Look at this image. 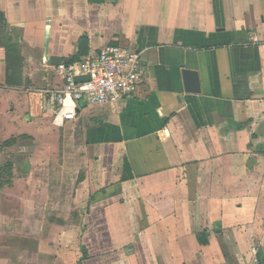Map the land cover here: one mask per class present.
<instances>
[{"label":"crops","instance_id":"1","mask_svg":"<svg viewBox=\"0 0 264 264\" xmlns=\"http://www.w3.org/2000/svg\"><path fill=\"white\" fill-rule=\"evenodd\" d=\"M253 33L264 0H0V264L263 260ZM111 43L139 52V92L53 124L56 66Z\"/></svg>","mask_w":264,"mask_h":264},{"label":"built area","instance_id":"2","mask_svg":"<svg viewBox=\"0 0 264 264\" xmlns=\"http://www.w3.org/2000/svg\"><path fill=\"white\" fill-rule=\"evenodd\" d=\"M247 44L264 45V34L253 33ZM56 71L61 86L41 92V109L56 126L76 120L81 104H115L135 97L145 81L139 52L117 43L81 60L60 62ZM80 76H88V80L75 81ZM251 264H264V259L253 257Z\"/></svg>","mask_w":264,"mask_h":264},{"label":"water","instance_id":"3","mask_svg":"<svg viewBox=\"0 0 264 264\" xmlns=\"http://www.w3.org/2000/svg\"><path fill=\"white\" fill-rule=\"evenodd\" d=\"M182 74L185 80V89L190 92H198L199 80L196 72L193 70L184 69ZM84 80H88V76H80L75 78V81L77 82Z\"/></svg>","mask_w":264,"mask_h":264},{"label":"trees","instance_id":"4","mask_svg":"<svg viewBox=\"0 0 264 264\" xmlns=\"http://www.w3.org/2000/svg\"><path fill=\"white\" fill-rule=\"evenodd\" d=\"M83 40H84V38H83ZM79 60V59H78ZM77 59H73V60H71V61H62V62H75V61H78Z\"/></svg>","mask_w":264,"mask_h":264},{"label":"rangeland","instance_id":"5","mask_svg":"<svg viewBox=\"0 0 264 264\" xmlns=\"http://www.w3.org/2000/svg\"><path fill=\"white\" fill-rule=\"evenodd\" d=\"M18 157V156H17ZM18 159V158H17Z\"/></svg>","mask_w":264,"mask_h":264}]
</instances>
